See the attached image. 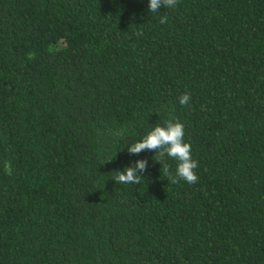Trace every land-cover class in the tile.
I'll return each mask as SVG.
<instances>
[{
    "label": "trees",
    "instance_id": "1",
    "mask_svg": "<svg viewBox=\"0 0 264 264\" xmlns=\"http://www.w3.org/2000/svg\"><path fill=\"white\" fill-rule=\"evenodd\" d=\"M0 264H264V0H0Z\"/></svg>",
    "mask_w": 264,
    "mask_h": 264
},
{
    "label": "clouds",
    "instance_id": "2",
    "mask_svg": "<svg viewBox=\"0 0 264 264\" xmlns=\"http://www.w3.org/2000/svg\"><path fill=\"white\" fill-rule=\"evenodd\" d=\"M177 0H147V10L151 13H158L161 7L174 8ZM163 23L164 20L162 19ZM190 100L188 94L180 97L181 105L187 104ZM123 131L117 132L116 135L122 136ZM184 125L174 119H167L160 124L151 127L146 134L139 140L127 146L128 152L138 155L144 150H154V156L159 153V158L155 161L165 167L164 158H170L176 162L175 173L171 176L173 182L183 180L188 184H194L198 181L196 169L198 162L192 157L191 145L185 142ZM146 160H136L134 163L126 166L113 179L116 183L122 184H138L142 177L139 173L143 172L147 167ZM167 170V169H166Z\"/></svg>",
    "mask_w": 264,
    "mask_h": 264
}]
</instances>
